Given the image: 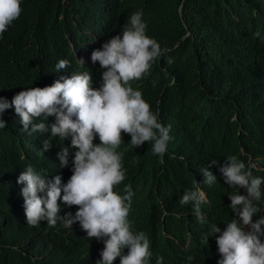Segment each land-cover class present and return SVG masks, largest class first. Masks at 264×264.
<instances>
[{
	"label": "trees",
	"instance_id": "obj_1",
	"mask_svg": "<svg viewBox=\"0 0 264 264\" xmlns=\"http://www.w3.org/2000/svg\"><path fill=\"white\" fill-rule=\"evenodd\" d=\"M21 8L0 35V97L9 103L24 89L50 86L73 72L89 71L92 87L100 88V65L91 61L92 52L142 12L146 35L170 51L130 85L159 122L171 125V139L162 157L153 154L152 141L128 149L125 179L114 191L123 195L125 185L131 186L128 221L133 232L149 238L150 264L160 256L163 264H215L210 227H220L232 211L228 189L219 180L203 183L201 170L213 173L235 155L246 168L254 165L250 170L262 179L264 192V0H21ZM62 59L70 66L56 72ZM2 119L0 264H97L96 246L82 233L65 240L24 223L14 180L31 136L14 107ZM51 152L38 151L32 165L53 168ZM57 175L63 180L64 174ZM196 182L209 198L201 204L203 221L192 203L179 202L196 190Z\"/></svg>",
	"mask_w": 264,
	"mask_h": 264
},
{
	"label": "clouds",
	"instance_id": "obj_2",
	"mask_svg": "<svg viewBox=\"0 0 264 264\" xmlns=\"http://www.w3.org/2000/svg\"><path fill=\"white\" fill-rule=\"evenodd\" d=\"M21 11V0H0V35ZM146 27L142 12L137 11L120 34L92 52L91 61L100 65L102 84L98 89L92 87L90 72L83 71L62 76L50 86L24 89L11 103L0 97V129L6 127L3 113L14 107L22 130L31 136L23 145L19 161L23 167L14 180L24 203V223L65 240L82 233L96 246L97 264H150L152 257L149 238L143 231L133 232L128 221L131 186L125 185L123 195L114 191L125 179L128 149L152 141L153 154L162 157L171 139V125L159 122L141 91L130 85L170 51L148 37ZM254 36L259 37V31ZM79 62L84 66L83 60ZM69 66V61L62 59L56 72ZM41 117L43 120L35 123L34 118ZM54 140L59 144L52 145ZM49 149L53 168L34 167L37 152ZM215 164L217 161H211ZM251 167L254 165L246 168L237 156L230 155L219 170H201L203 183L211 186L219 180L228 189L232 211L231 219L220 227H210L215 264H264V192L262 179L253 176ZM57 174H64L63 180ZM196 185V190L186 191L179 202L192 203L198 220L203 221L201 204L209 198ZM163 259L157 257L156 264H163Z\"/></svg>",
	"mask_w": 264,
	"mask_h": 264
},
{
	"label": "rangeland",
	"instance_id": "obj_3",
	"mask_svg": "<svg viewBox=\"0 0 264 264\" xmlns=\"http://www.w3.org/2000/svg\"><path fill=\"white\" fill-rule=\"evenodd\" d=\"M122 145V144H121ZM121 145L119 146V147H121ZM119 147L116 149V150H118L119 149Z\"/></svg>",
	"mask_w": 264,
	"mask_h": 264
}]
</instances>
